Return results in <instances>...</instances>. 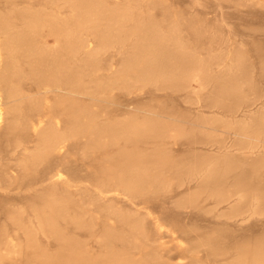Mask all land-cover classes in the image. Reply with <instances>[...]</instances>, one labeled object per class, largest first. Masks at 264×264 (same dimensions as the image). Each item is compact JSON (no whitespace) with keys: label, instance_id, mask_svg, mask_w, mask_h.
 <instances>
[{"label":"bare ground","instance_id":"1","mask_svg":"<svg viewBox=\"0 0 264 264\" xmlns=\"http://www.w3.org/2000/svg\"><path fill=\"white\" fill-rule=\"evenodd\" d=\"M161 9L0 0V263L175 264L170 234L178 264H264V228H237L264 217V113L247 110L260 89L246 53L203 50L208 30ZM122 93L184 95L228 116L108 114ZM75 147L89 176L68 165ZM78 179L89 199L71 191ZM12 191L24 196L2 200ZM154 200L175 212L133 210ZM189 210L217 225L186 226Z\"/></svg>","mask_w":264,"mask_h":264},{"label":"rangeland","instance_id":"2","mask_svg":"<svg viewBox=\"0 0 264 264\" xmlns=\"http://www.w3.org/2000/svg\"><path fill=\"white\" fill-rule=\"evenodd\" d=\"M148 6L154 8L159 19H163L164 14L162 7L169 8L171 13H178L183 19L190 22L200 30H208V35H212L213 41L210 42L204 38L202 49L207 50L211 48H223L226 50L236 49L242 50L246 53L247 62L251 70V76L259 86L260 93L256 96L249 98L248 104L251 106L247 109L253 114L264 113V75L261 72V62L264 61V0H143ZM162 3V4H161ZM211 32V33H210ZM190 33L185 35V38H190ZM167 108L168 113H189L196 114H209L216 113L219 116H228V113L223 110L208 109L198 104L186 103L184 95L181 96H165L158 93L157 96L150 94H142L138 96H129L125 93L117 94L112 104H109L106 111L111 115H120L124 112L144 115L148 108L153 111H158L160 108ZM245 112L238 114L242 118ZM230 145V144H229ZM228 145V146H229ZM190 148L181 143L180 146H173V150L177 155H185ZM229 150V149H227ZM233 150V149H230ZM81 148L75 147L68 155V165L78 175L87 176L90 173V160L85 163L81 162ZM89 176V175H88ZM83 179V178H80ZM75 187L71 191L85 195L87 199L93 195V186L90 181L75 180ZM8 195L1 197L2 200L8 198L20 201L24 193L18 191L8 192ZM3 194V193H2ZM126 205V204H125ZM172 204L162 202L150 203L144 207L139 204L134 206L133 210L141 213H149L154 218H166V214L173 212ZM212 205L207 206L211 208ZM175 212V211H174ZM186 226H209L217 225L215 219H209L208 216L196 211L184 212ZM1 219V215H0ZM1 222V221H0ZM239 232H244L249 229H263L264 217L253 218L249 221L239 223ZM163 242L166 243L165 253L166 256L172 258V262L178 264L181 260L178 258L180 251L175 247L176 241L173 240L169 234ZM0 264H13L9 261Z\"/></svg>","mask_w":264,"mask_h":264}]
</instances>
